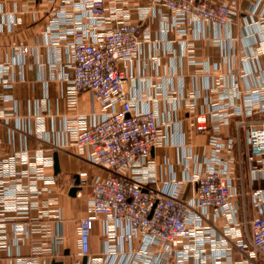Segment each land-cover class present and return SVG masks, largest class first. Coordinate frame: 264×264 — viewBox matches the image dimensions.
<instances>
[{"label": "crops", "instance_id": "1", "mask_svg": "<svg viewBox=\"0 0 264 264\" xmlns=\"http://www.w3.org/2000/svg\"><path fill=\"white\" fill-rule=\"evenodd\" d=\"M88 0H0V155L42 148L52 156L53 164L45 169L53 176L51 197L61 210L58 234L54 247L40 246L42 236L30 232L13 243V229L7 224L8 250L0 254V264H15L16 258L35 264H76L79 258L77 224L87 216L86 193L74 197L69 191L78 172L103 176L106 172L77 153L76 147H63L65 123L75 119L91 122L101 117L102 107L87 91L80 93L72 108L68 107L70 75L65 44L68 37L55 43L57 34L80 31L90 40L97 32L84 12ZM209 4L235 1L237 7L230 23L224 26L202 22L177 23L166 8L151 0H103L106 15L114 8L129 15L140 24V47L135 58L119 62L118 68L127 75L126 90L133 104L142 111H154L161 123L162 142L155 147L140 168L150 186L166 193L179 191L185 199L196 190L197 175L206 170L204 163L211 158V141L226 143L217 157L227 166L231 178V205L234 213L229 220L221 215L204 224L217 236L227 226L245 230L243 223L264 216V162L248 159L246 126L244 123L264 122L259 113L264 98V0H204ZM147 10V18L138 13ZM27 49L23 52V49ZM194 105L195 114H205L211 124L212 109L228 115V123L217 130L198 133L188 116L186 103ZM54 155L58 172L54 171ZM257 160H260L257 159ZM55 233L53 221H47ZM103 219L95 221L89 240L90 256H104ZM127 232L124 226L116 229L119 253L112 264H124L121 253L137 254L145 245L136 237L130 242L120 240ZM223 264H237L241 254L235 240L226 236ZM222 243L214 250L209 243L204 252L210 258L222 253ZM130 262V260H129ZM86 263V262H85ZM109 264V263H100ZM127 264V263H126ZM141 264V263H140ZM264 264V262H258Z\"/></svg>", "mask_w": 264, "mask_h": 264}, {"label": "built area", "instance_id": "2", "mask_svg": "<svg viewBox=\"0 0 264 264\" xmlns=\"http://www.w3.org/2000/svg\"><path fill=\"white\" fill-rule=\"evenodd\" d=\"M151 2L152 8L159 5L168 9L180 24L189 21L224 26L230 23L237 7L235 1L217 5L204 0ZM84 12L97 31L90 40L80 31L57 34L54 40L59 44L71 37L65 44L70 68V75L66 74L69 109L85 91L102 107L100 118L88 123L75 119L67 121L64 127L63 147L73 145L79 155L106 172L99 176L81 171L76 175L78 183L73 182L78 188L77 197L84 195V189L89 190L85 196L88 214L77 224L79 258L85 257V264H112L120 254L115 247L116 229L124 226L127 232L120 240L130 242L140 237L145 244L137 254L121 253L124 264H223L226 236L235 240L234 247L242 256L237 264L264 262V216L244 222L245 235L229 224L217 236L213 228L204 224L210 211L213 218L221 215L229 223L235 212L231 205V178L226 164L217 157L222 149H231L232 140L211 141L212 156L204 163L206 170L197 175L196 190L190 198H183L179 191L166 193L158 186L149 185L140 168L162 142L161 123L154 111H142L133 104L126 90L127 75L118 68L119 62L137 56L140 24L132 22L118 8L107 16L103 0H88ZM147 13V10L139 11L138 19H146ZM26 51L24 48L23 52ZM260 100L259 113L264 115V98ZM186 108L195 130L207 131L210 124L207 116L195 114L189 101ZM210 115L212 130L228 123V115L222 114L221 109H212ZM243 126H246L249 161L264 162V122H236L238 129ZM52 164V156L42 148L33 153L0 155V254L9 247L7 224L12 226L14 244L32 231L41 234L42 244L33 247L34 255L42 253L45 245L54 247L59 240L61 210L57 200L50 196L55 180L45 172ZM100 218L104 222V256H90V236L95 221ZM47 221L54 222L55 233ZM207 243L214 250L222 243L219 249L222 253L209 258L204 252ZM15 264H35V259L16 258Z\"/></svg>", "mask_w": 264, "mask_h": 264}, {"label": "water", "instance_id": "3", "mask_svg": "<svg viewBox=\"0 0 264 264\" xmlns=\"http://www.w3.org/2000/svg\"><path fill=\"white\" fill-rule=\"evenodd\" d=\"M54 171H55V173L58 172V163H57V157H56V155H54ZM77 183H78V181H77V178H76L75 184H77ZM77 190H78L77 187H72L70 189V191H69V195L72 196V197H74L75 194H76V192H77ZM85 262H86V258L84 257L83 258V264H85Z\"/></svg>", "mask_w": 264, "mask_h": 264}]
</instances>
